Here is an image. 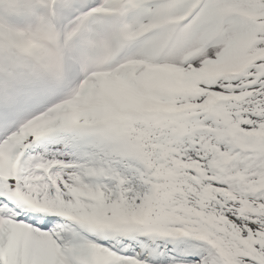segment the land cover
Segmentation results:
<instances>
[{"label": "snow or ice", "instance_id": "1", "mask_svg": "<svg viewBox=\"0 0 264 264\" xmlns=\"http://www.w3.org/2000/svg\"><path fill=\"white\" fill-rule=\"evenodd\" d=\"M0 264H264V0H0Z\"/></svg>", "mask_w": 264, "mask_h": 264}, {"label": "rangeland", "instance_id": "2", "mask_svg": "<svg viewBox=\"0 0 264 264\" xmlns=\"http://www.w3.org/2000/svg\"><path fill=\"white\" fill-rule=\"evenodd\" d=\"M13 2H17V0H13Z\"/></svg>", "mask_w": 264, "mask_h": 264}]
</instances>
